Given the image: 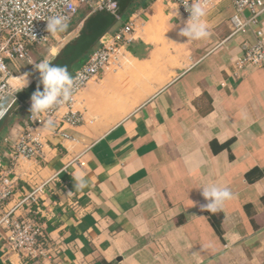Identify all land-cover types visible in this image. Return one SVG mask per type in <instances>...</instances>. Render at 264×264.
<instances>
[{
    "label": "crops",
    "instance_id": "1",
    "mask_svg": "<svg viewBox=\"0 0 264 264\" xmlns=\"http://www.w3.org/2000/svg\"><path fill=\"white\" fill-rule=\"evenodd\" d=\"M135 2L105 34L134 15L130 43L78 93L82 123L62 127L67 137L38 127L43 157L13 160L6 141L26 131L31 99L6 112L0 172L11 171L14 196L0 214L36 192L38 210L16 215L48 241L27 257L8 250L0 228V264H264V69L237 66L255 35H232L224 3L208 11L209 37L187 43L176 4ZM34 78L10 82L24 92ZM81 176L85 187H75ZM210 184L234 194L216 212L202 208Z\"/></svg>",
    "mask_w": 264,
    "mask_h": 264
},
{
    "label": "built area",
    "instance_id": "2",
    "mask_svg": "<svg viewBox=\"0 0 264 264\" xmlns=\"http://www.w3.org/2000/svg\"><path fill=\"white\" fill-rule=\"evenodd\" d=\"M177 5L183 17L188 20L192 0H166ZM208 10L230 3L234 14L230 18L232 35L253 33L255 42L245 41L241 45L242 56L237 60L240 70L249 67L264 69V33L260 19L264 15V0H206ZM119 0H0V103H9L7 111L17 102V91L10 80L14 77L11 67L19 68L20 63H32L31 50L48 44L55 33L47 31V19L53 15L66 17L69 24L80 14L81 9L91 17L103 12L114 15L120 20ZM135 17L114 35H105L99 40V47L89 54L87 60L76 69L72 77L75 80L73 97L70 102L54 108L46 114L34 115L27 108L28 127L17 139L6 141L10 147L13 160L39 159L43 157L42 143L34 130L42 127L47 120L54 122L52 129L62 133V127H76L82 123L80 113L73 110L78 93L89 81L98 77L111 65L118 49L131 41L134 32ZM65 112L61 114V110ZM6 111V112H7ZM6 114V113H5ZM67 137L66 134L62 133ZM2 168V167H1ZM0 168V170H1ZM10 170L0 172V212L14 196V185L9 179ZM36 192L22 197L17 204L0 214V228L7 233L6 245L11 252L23 253L27 257H36L48 239L42 226L30 218L16 215L18 210L33 205L39 208ZM32 212V211H31Z\"/></svg>",
    "mask_w": 264,
    "mask_h": 264
},
{
    "label": "clouds",
    "instance_id": "3",
    "mask_svg": "<svg viewBox=\"0 0 264 264\" xmlns=\"http://www.w3.org/2000/svg\"><path fill=\"white\" fill-rule=\"evenodd\" d=\"M188 4L185 3V5ZM208 5L206 0H192L191 7L188 9L190 18L185 26L181 29L180 35L187 38V43L190 41L205 40L209 37V27L206 20L208 14ZM67 27L66 17L53 15L47 19V31L49 33L63 32ZM36 70L40 74V83L43 86L41 91L39 86L31 97L30 111L34 115L46 114L63 106L71 101L75 80L69 74L66 66L54 65L47 60L41 61L36 65ZM26 77V76H25ZM25 86L28 83L27 77L24 80ZM54 127L52 120H47L42 125L41 131H51ZM75 187L83 188L86 185L84 178L77 177ZM202 196L207 201L202 205L206 211L216 212L221 209L227 201L234 198L233 192L227 187H221L216 184L204 186Z\"/></svg>",
    "mask_w": 264,
    "mask_h": 264
},
{
    "label": "water",
    "instance_id": "4",
    "mask_svg": "<svg viewBox=\"0 0 264 264\" xmlns=\"http://www.w3.org/2000/svg\"><path fill=\"white\" fill-rule=\"evenodd\" d=\"M135 0H119L120 11L125 13L133 4ZM119 20L114 15L99 12L92 15L87 20L84 29L78 37L75 44L68 45L63 54L69 55L70 58L66 63L58 62L56 65L66 66L68 71L73 68L75 64L80 62L92 48L99 42V40L115 25ZM39 86L40 90H43V86L40 83V77L36 83L24 92H17L16 97L18 102H25L31 99L34 92ZM9 103H0V126L3 123L5 113L7 111Z\"/></svg>",
    "mask_w": 264,
    "mask_h": 264
},
{
    "label": "rangeland",
    "instance_id": "5",
    "mask_svg": "<svg viewBox=\"0 0 264 264\" xmlns=\"http://www.w3.org/2000/svg\"><path fill=\"white\" fill-rule=\"evenodd\" d=\"M134 4H136L135 1H134ZM86 15H87V12L83 10L82 8L80 14L77 15L71 23L67 24V27L63 32L55 33L51 41L48 44L35 47L33 50H31L32 60H33V64L31 65L33 66L25 68L24 65L26 64L20 63L19 68L11 67V70L14 76L23 75V72L28 73L30 78L33 79L35 77L34 82L36 83V81L40 77L39 72L36 70V65H38L41 61H44V60H47L50 63L55 64L57 59L62 55L64 49L68 45H72L76 43L78 37L81 34V31L84 29V25H85L87 17L84 21L83 19ZM99 43L100 42H98V44ZM90 53H92V51H90L89 54ZM88 55L86 56L87 58H88ZM76 65L74 66L72 71L75 70Z\"/></svg>",
    "mask_w": 264,
    "mask_h": 264
},
{
    "label": "trees",
    "instance_id": "6",
    "mask_svg": "<svg viewBox=\"0 0 264 264\" xmlns=\"http://www.w3.org/2000/svg\"><path fill=\"white\" fill-rule=\"evenodd\" d=\"M118 10H119V14H120V17L122 18V17H125L126 15H130L131 13H132V10H130V9H128L125 13H122L121 11H120V6L118 5ZM35 47H33L32 48V50L34 49ZM253 173H257V171H252V174H249V175H247V177H248V179H251L250 177H252L253 176ZM212 219V218H211ZM212 221L215 223V220L214 219H212ZM215 226V225H214ZM217 230V229H216Z\"/></svg>",
    "mask_w": 264,
    "mask_h": 264
},
{
    "label": "flooded vegetation",
    "instance_id": "7",
    "mask_svg": "<svg viewBox=\"0 0 264 264\" xmlns=\"http://www.w3.org/2000/svg\"><path fill=\"white\" fill-rule=\"evenodd\" d=\"M69 58H70V56L69 55H65V54H63L62 53V55L57 59V61H56V63L54 64V65H56L58 62H61V63H66L68 60H69ZM76 65V64H75ZM74 65V66H75ZM74 66H73V68H74ZM72 68V69H73ZM72 69L71 70H69L68 72H71L72 71Z\"/></svg>",
    "mask_w": 264,
    "mask_h": 264
},
{
    "label": "bare ground",
    "instance_id": "8",
    "mask_svg": "<svg viewBox=\"0 0 264 264\" xmlns=\"http://www.w3.org/2000/svg\"><path fill=\"white\" fill-rule=\"evenodd\" d=\"M20 77H21V75H20Z\"/></svg>",
    "mask_w": 264,
    "mask_h": 264
}]
</instances>
